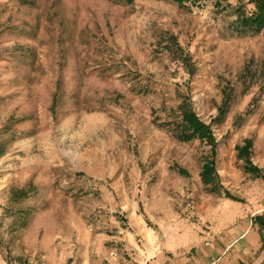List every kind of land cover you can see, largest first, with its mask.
I'll return each instance as SVG.
<instances>
[{"label":"rangeland","instance_id":"374dc122","mask_svg":"<svg viewBox=\"0 0 264 264\" xmlns=\"http://www.w3.org/2000/svg\"><path fill=\"white\" fill-rule=\"evenodd\" d=\"M233 19L212 0H0V264H140L245 223L241 264H264V32ZM182 98L239 200L202 183L206 144L159 125Z\"/></svg>","mask_w":264,"mask_h":264},{"label":"trees","instance_id":"16d2710c","mask_svg":"<svg viewBox=\"0 0 264 264\" xmlns=\"http://www.w3.org/2000/svg\"><path fill=\"white\" fill-rule=\"evenodd\" d=\"M132 3L133 0H126ZM184 9L191 7H199L207 0H172ZM213 6L217 10H225L232 8V15L234 19L231 22V29L236 34H258L264 32V0H237L233 5L229 0H212ZM246 4H251V8H247ZM229 104V96L226 94L222 105L219 108L217 120L221 121L227 112ZM176 110L178 115L175 119H165L159 123L161 127H165L171 132L174 138L179 141H190L198 139L206 144L208 154L205 156L199 176L204 185L209 186L210 191L216 194L224 192L225 196L232 200H239L237 197L231 195L227 190L217 182V172L215 168V155L217 142L210 124L205 123L192 109L188 99L182 98L177 104ZM252 140L245 138L242 144L236 145L237 157L244 160L243 170L250 173L255 178L262 177L261 169L256 166L251 160ZM181 173H186L185 170L180 169ZM254 220H260V224L264 225V219L260 215H256Z\"/></svg>","mask_w":264,"mask_h":264},{"label":"crops","instance_id":"0c3cea01","mask_svg":"<svg viewBox=\"0 0 264 264\" xmlns=\"http://www.w3.org/2000/svg\"><path fill=\"white\" fill-rule=\"evenodd\" d=\"M248 223L233 226L226 237L191 236L168 242L165 253L146 257L140 264H241L258 246V239L249 236ZM152 257L153 260H150Z\"/></svg>","mask_w":264,"mask_h":264}]
</instances>
